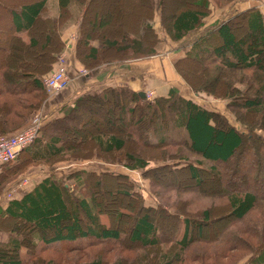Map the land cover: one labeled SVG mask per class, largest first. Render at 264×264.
Listing matches in <instances>:
<instances>
[{
    "label": "trees",
    "instance_id": "obj_1",
    "mask_svg": "<svg viewBox=\"0 0 264 264\" xmlns=\"http://www.w3.org/2000/svg\"><path fill=\"white\" fill-rule=\"evenodd\" d=\"M94 1L59 0L62 13L58 17H50V13L45 12L48 0H29L21 6L13 4V8L8 7L12 15V25L2 26L0 23V135H12L25 130L31 123L33 114L47 99L49 93L44 79L56 70L58 54L64 48L61 37L64 30L62 21L71 12L70 8L75 3L80 4V11L83 14L76 54L89 68L109 63L107 59L103 61L100 54L109 53L112 49L125 54L131 53L132 56H150L152 49L149 50L148 46H152L154 30L152 20L159 9L161 23L165 28L169 27L172 37L177 41H181L195 29L203 27L205 25L203 20L212 9L211 0H192L191 6L181 9L175 17H169L166 16L168 11L165 6L166 0H160L158 3L155 0H124L129 2L128 10H131L128 12L131 18L128 25L125 28L119 26L117 32L119 37L116 40L110 35L105 36L99 39L101 45L94 47L95 30L98 26H106L100 13L96 12L90 21L88 19ZM122 1L117 0L119 9ZM215 1L221 4L220 2L227 0ZM237 1L229 0L227 3L235 4ZM9 2L2 0L1 13H7L5 7ZM234 18L211 24L193 41L178 62L176 61V65L182 68L189 63L193 65V69L197 67L198 72L200 71L195 77L197 82L199 81L198 85L192 86L194 94L201 90L208 94L224 93V97L218 96L224 100L228 99L227 107L234 117L241 109L257 115L264 112V14L258 7H251L238 13ZM240 20L246 23L247 28L242 38L236 35L233 28ZM39 22L42 23L41 27H38ZM24 33L28 40L23 37ZM40 34L46 35V42L42 45ZM84 51L86 55L83 54ZM204 61L207 63L203 64ZM240 73H251L256 76L252 79L247 77L243 79ZM239 83L245 86L238 87ZM111 104L113 106H110ZM109 106L112 112L115 108L118 110L117 119L122 126L123 137L113 131L103 132L102 128H98L93 136H87L90 128L85 129L82 125L90 126L92 122L88 120L91 117L88 116L89 119L81 124V127L78 126L79 117L87 114L84 108L108 111ZM222 113L206 108L193 97L181 94L175 88H170L168 95L158 96L154 100L143 97L141 91L138 92L127 84L84 92L73 104L64 106L58 116L44 122L40 137L20 152L23 153L20 161L21 156L18 155L19 157L12 163L1 166L0 184L11 180L29 164L51 163L64 157L69 151L71 154L78 152L73 147H68L71 142L68 136L83 135L88 146L96 144L100 153L111 157L114 153L125 152V166L132 170L143 169L147 176L152 177L157 173L189 172L190 178L195 179L198 185L203 182L204 177L214 180L216 183L214 190L217 193L209 194L198 189L196 185L192 186V190L200 195L205 192L207 194L204 195L212 198H222L225 204L220 209L230 210L232 224L243 222L258 207L264 210V195L252 192L246 186L242 188L236 186L228 177L230 172H227V169L231 168L228 167L229 163L241 150L257 149L260 152L264 150V114L260 118L261 121L250 123L244 120L246 115L243 118L237 113L238 118L235 117V120L245 126V130H239L230 121V117ZM172 128L184 130L185 136L174 137L170 133ZM54 130L66 132L65 135L59 133L51 135V131ZM130 135L139 142L138 145L144 146H141V150L136 147L137 143L129 141ZM172 144L185 147L194 154H200L212 164V167L204 166L199 161H188L186 160L188 157L182 154L177 155L181 159L180 166L171 162L162 166H149L152 154L147 151ZM260 170L262 171V167ZM79 172L74 173L80 174ZM74 173L66 175V179L70 180L74 176L82 188L85 187V182L90 183L91 196L79 197L77 193L74 194L76 190H72L71 185L66 184L63 178H55V175L51 174L21 199L15 196L8 206L0 209V225L10 232L13 231L12 233L17 232L18 236L15 241L12 239L11 245L0 244V264H43L41 262L43 257L48 255L45 245L52 248L51 253L58 250H84L90 242L115 244L125 236L143 248H156L161 243L173 244V250L162 253L158 264L201 263L204 254L197 251L199 252L197 256L187 249L195 242H199L195 231H200L205 226L203 222L208 224L212 220L211 209L203 211V221L187 215L185 211L170 214L171 212L161 207L160 203L157 206L145 205V196L137 191L136 184L129 179L128 174L108 172L104 178L102 173L86 171V175L80 178L73 175ZM231 175L233 176V173ZM120 178L127 180V188H130L129 191L125 190L122 196L131 198L132 210L139 212L131 221L128 235L119 225H115L112 212L109 213V223L102 221L100 215L105 211L103 203L97 197L102 180L108 182L110 186ZM124 214L120 212L117 221ZM9 221H18L31 230L24 236L18 228L14 227L15 230L7 228ZM36 231L44 234L46 240L42 241L34 234ZM48 232H54V237H46ZM256 234L259 237L256 242H253L255 235L250 236L248 243H245L243 238L231 233L227 235L225 231L221 233L219 239L233 240L237 243L231 248L225 246L227 249L247 250L249 256L245 264H264V226L263 230H258ZM81 239L90 242L84 244L80 242ZM199 240L205 241L204 238ZM222 244L224 245V242ZM23 248L30 255V258L24 261L19 254Z\"/></svg>",
    "mask_w": 264,
    "mask_h": 264
},
{
    "label": "rangeland",
    "instance_id": "obj_2",
    "mask_svg": "<svg viewBox=\"0 0 264 264\" xmlns=\"http://www.w3.org/2000/svg\"><path fill=\"white\" fill-rule=\"evenodd\" d=\"M10 2L6 5L7 13L0 12V23L2 26H8L9 24L12 25L11 13L8 7H14V5L21 6L24 2L29 0H9ZM89 1V0H88ZM157 3L160 0H155ZM227 1L220 2L221 4H217L215 0H211L210 7L211 12L210 16L205 21V26L199 30L197 29L195 32H191L185 38L181 39V41H177L172 37V33L170 32L169 27L165 28L161 23L160 19V9L158 10L157 14L154 16L152 23H153V32H152V46H148L149 50L152 49V53L150 56H132L131 53H121L115 49L109 51V53L102 52L100 58L102 60H109L110 62H121L124 64V61L139 59L144 57H152L153 56V66L156 69L155 80L156 86L152 90L149 91V95L151 96V100L159 95L157 93V89L161 91L160 88L166 87L175 88L179 93L186 94L190 97H193L196 101L201 103L203 106L209 109L216 110L218 112H223L224 114L230 117V121L233 122L239 130H245V126L235 120L237 117V113L241 114L244 118L246 115L245 121L254 122V121H261L260 118L263 116V113H257V115L246 113L243 109L237 111L235 113V117L233 113L230 111L229 107H227L228 99L224 98L221 99L220 96L224 97V93H217L216 94H208V92H201L194 94L195 91L192 90V86L199 83L195 78L198 73V68L194 67L193 65L187 63L183 65L182 68L176 65V61L181 58V56L186 52V50L190 47L193 41L200 37L204 33L205 29H208L211 24L216 23L217 21H223L227 19H233L237 16L238 13L244 11L242 6H238L239 8L234 9L232 5H237V3L241 4V0H238L237 3H227ZM251 1H255L264 5V0H244V4L251 3ZM105 2V3H104ZM227 3V4H225ZM14 4V5H13ZM80 4L75 3L73 9H77L76 12H69V17L72 20H76L78 18L77 13L80 11ZM129 2L122 1L121 7L123 6V10L117 7L118 2L117 0H95L94 5L90 9L89 16L90 19L94 14L100 13L101 19L105 20V27H97L95 33L93 34L95 39L94 41H98V46L101 45L100 38H105V36H111L112 39L116 40L119 35L117 36V32L119 30V26L121 28H125L128 25V21L131 19L128 12H131L129 9ZM192 5V0H166V16L175 17L176 14L183 8H187L188 6ZM72 9V10H73ZM81 12V11H80ZM81 14V13H80ZM236 18H234L235 20ZM242 20V19H241ZM239 21L237 24L233 25L236 35L240 38L244 37L247 31L246 23L244 21ZM122 22V23H121ZM90 29L93 27L90 24ZM207 25V26H206ZM42 23L39 22L38 27H41ZM102 28V29H101ZM119 34V33H118ZM41 35V45L45 43V34ZM29 38L27 37V40ZM147 48V49H148ZM86 55V52L84 53ZM212 56H210L211 58ZM209 58V60H210ZM212 59V58H211ZM88 63V61H87ZM101 63V62H100ZM168 63V64H167ZM207 61H204L203 64H206ZM105 64V63H101ZM240 77L243 79H252L255 77V74L251 73H240ZM50 75V74H49ZM48 75V76H49ZM186 76V77H185ZM172 80V81H171ZM160 81H169L167 84H164ZM248 84V83H247ZM255 84V83H254ZM242 83H239L238 87H244ZM194 87V86H193ZM245 89V88H244ZM216 91V90H215ZM67 89L62 92L61 94H66ZM163 92V91H162ZM59 94V96H61ZM51 98L53 96L57 97V95L48 94ZM54 97V98H55ZM79 96H76V100ZM219 97V98H218ZM65 99V98H64ZM47 99H45L46 101ZM44 101V102H45ZM43 102V103H44ZM42 103V105H43ZM58 103L60 105H65L68 102H62L61 98L58 99ZM39 110L35 112L30 119H32L40 114L41 107ZM67 106V105H65ZM110 106H113L112 104ZM107 107L108 111L100 110V109H89L84 108L87 111V114L81 115L79 118V127L84 122L87 121L92 122L90 126L82 125L85 129L90 128L89 132L86 133L87 136H93L98 128H102L103 132H116L120 137L122 136V126L118 122L117 115H119L118 110L114 109V112L110 110L111 107ZM89 109V110H88ZM113 109V108H112ZM222 113V114H223ZM114 115V116H113ZM89 116V117H88ZM113 118V119H112ZM238 118V117H237ZM52 119V118H51ZM264 120V117H263ZM264 124V121H263ZM251 125V124H250ZM84 129V130H85ZM43 130V129H42ZM66 131H51V135L54 133H59V135H65ZM170 133L174 137L183 138L185 136V131L182 129H175L172 128ZM68 135V134H67ZM70 138V143L68 147H73L74 149L78 150V152L72 153L69 151L65 154L64 157L58 158L51 163H47L49 166L50 173L58 174L59 178H63L66 184H70L74 194L77 193L79 197H89L92 194V187L90 183L85 182V187H80L81 184L77 182V178L74 176L72 179L67 180V176H70V173L79 172L80 174L74 173L73 175H78L79 177L86 175L87 172H95L99 174L107 175L108 172H117L123 173L124 175H129V179H131L134 184H136L137 191H140L141 194L145 196V205H158L163 207L165 210L169 211L170 214H175L178 211H185V213L197 220L203 221V211L206 209H211L213 212L212 217L208 224L205 225L197 232L195 231V236L197 237V241L193 245H190L187 251L194 252V255L199 256V252L204 254L203 260L201 263H194V264H245L246 259L248 258V251L237 250V249H230L232 246L237 245L233 240L219 239L221 233L224 231L227 235L230 233L240 238H243L245 243H248L251 238L250 236L255 235L256 237L253 242L258 241L259 237L257 236L256 232L258 230L262 231L264 224V210L261 207H258L257 210L252 212L243 222L233 223V217L228 209H220L221 206L225 204V201L220 197H210L209 195L204 194H214L217 193L214 190L216 185L214 180L210 178H203V182L196 184L195 179L190 178L189 172H184V174L178 172L177 173H157L156 175L150 177L144 174V170H132L129 167L125 166V152H118L114 153L111 157L107 154L100 153L99 150L96 148V144H91L88 146L86 143L85 137L83 135H72L68 136ZM133 140V142L137 143L136 147L140 150L144 147L142 144L138 145L139 142L133 139V136H129V141ZM130 144V143H129ZM148 147H145L147 149ZM149 150V149H147ZM146 150V151H147ZM152 154V157L149 159V166L156 167L162 166L167 163H175L176 166H180L181 159L177 157L178 154H182V156H187L186 160L191 162H200L204 166L209 168L212 167V164L207 160L203 159L200 154H194L187 150L185 147L175 146L172 144L168 147H159L154 150L147 151ZM176 156V157H175ZM46 167L44 168H47ZM36 168L38 171L47 172L42 170L38 167V164H29L21 173H17L12 177L11 180L2 182L0 184V204L2 203V199L4 197H8L9 193L19 194L21 192H26L30 187L36 184L37 180L35 181L34 176L30 175L32 173L37 174L36 170H31L32 167ZM227 166V165H226ZM231 168L227 169L228 177L231 178L232 182H235L236 186L244 187L246 186L249 190L255 193H260L264 195V150L261 152L257 149H250L246 150L243 149L237 155V157L231 161L228 167ZM262 167V171L260 170ZM230 169V170H229ZM233 170V171H232ZM49 173V172H47ZM233 173V176L231 175ZM45 174V173H43ZM22 178V179H21ZM81 178V177H80ZM105 178V177H104ZM23 180H29L31 186L28 187L26 190L22 188L25 185L19 186L18 183H21ZM119 181H114L110 186L108 182L102 180V184L98 188L97 197L103 203V211H105L100 216L102 217V221L105 223H109L110 215L109 213L112 212L113 222H116L115 225H119L123 232L128 235L127 231L130 230L131 221L134 217H136L139 212L132 210L131 204L133 203L131 198H125L122 196L125 190L129 191L130 188H127L126 183L127 180L118 179ZM15 182V183H14ZM28 182V183H29ZM196 185L197 188L204 190L202 195L195 193L192 190V186ZM3 186V187H2ZM2 198V199H1ZM4 200V199H3ZM135 202V201H134ZM162 203V204H161ZM183 208L185 210H183ZM120 212H124L125 214L119 218L117 221L118 215ZM185 214V215H186ZM128 217H127V216ZM130 215V216H129ZM118 216V217H117ZM178 221V218H177ZM14 223V224H13ZM7 227V226H6ZM18 228L23 233V235L28 234L31 229L26 227L23 224H19L18 221L8 222V227L10 229ZM10 231V230H8ZM13 232V231H12ZM17 233V232H16ZM19 233V232H18ZM249 234V235H248ZM24 235V236H25ZM204 238L205 241L201 242L199 239ZM46 237H54V232H48ZM166 237V235H165ZM247 238V239H246ZM121 241L115 244H105L98 242L91 243L89 240H82L81 243H89L86 245L84 250L82 249H72L71 251L67 250H58V252H50L48 255L43 257V264L52 262L53 264H158L161 258L162 253L164 252H171L173 250V244L171 243H161L156 248H149V247H142L140 244L132 243L131 239L128 236L121 237ZM95 241V239L92 238ZM224 242V245L222 244ZM100 243V244H99ZM225 246L229 247V249L225 248ZM25 256V252H24ZM119 262V263H118Z\"/></svg>",
    "mask_w": 264,
    "mask_h": 264
},
{
    "label": "crops",
    "instance_id": "obj_3",
    "mask_svg": "<svg viewBox=\"0 0 264 264\" xmlns=\"http://www.w3.org/2000/svg\"><path fill=\"white\" fill-rule=\"evenodd\" d=\"M32 1H36V0H32ZM0 3H2V0H0ZM238 6H242L243 10L249 9L251 7H258L259 9H261V11L264 14V5H261V3H258L255 1H251V3H248L246 5L244 4V0H241V4L237 3V5H232V7L233 8L235 7L234 9L236 10L237 8H239ZM46 7L47 9L45 12H47V14L50 13V17L51 16L58 17L60 13H62L59 0H48ZM73 8H74V5H72V8H70L71 12L78 11L77 9H73ZM80 13H81L80 11L79 13H77L78 18L76 20H72V18H70L69 17L70 15L68 14L67 16L63 18V21H62L64 30L62 32L61 37H62V40L64 41V48L62 52L58 55L66 56V67L65 68L67 69L68 74L72 78V81H71V85L67 88L66 94L65 93L64 95L61 94L62 92L65 91L64 90V91L53 94V95H57V97L55 96L51 98L49 96L47 97V100L43 103L41 110H40V112H42V115L44 117V122L46 120H50L51 118H54L55 116H58L60 110L65 105L73 104L76 101V96H80L84 92L85 93L93 92L96 90H101L104 87H110V86L120 87V86H125V84H127L131 86L134 90L138 92L141 91L145 93L146 97L151 98V96L148 93L150 90H152L156 86V81H157L155 80L156 69H155V66H153V63H154L153 56L139 58L138 60L137 59L127 60V61H124V64H122L121 62H110V63L102 64L99 66H95V68H89L85 66L84 63L77 58V54H76L78 37H79L80 27H81L80 24H81L82 16H83V14H80ZM209 16L210 14L208 15V17ZM207 18L203 20L204 23ZM203 27H200L198 29L201 30ZM196 30L197 29H195V31ZM23 37L25 39L27 38L26 33L23 34ZM98 44H99L98 41L93 42L94 47H97ZM57 64L58 63H56L55 66H57ZM160 82L167 84L169 81L167 82L160 81ZM160 89L161 91L157 89V93H159V95H168V91L170 88L168 87V89H166V87H162ZM59 94H61V96H59ZM59 98H61L62 102H64L65 100V102H68V103H66L63 106L60 105V103H58ZM22 154L21 153L19 154V156H21L19 158V161L22 159ZM46 165L47 163L41 162L40 164H38V167L49 173L43 172L41 170L38 171L36 170L35 166L32 167L31 170L37 171L36 172L37 174H34V173L30 174L34 176L35 181L37 180L36 184L34 186L33 185L31 186L28 180L26 183L27 185H25V187L22 188L23 190H26L28 187L31 186L30 189H28L26 192L14 194L11 199L4 197L3 198L4 200H3L1 198L2 203L0 204V209H3L6 206H8V204L13 200L15 196H17L18 199H21L23 195L27 194L28 191H31L32 189L35 188L36 185L41 183L45 177L50 176L52 173H50V170L48 169L49 168L48 165H47V168H44L46 167ZM1 170L2 169L0 167V172ZM54 175H55V178L59 176L58 174H54ZM8 230L9 229H6L0 225V244L11 245L13 243V240L15 241V239H17L16 238L18 237L17 233H12ZM34 234L38 235L42 241L46 240L44 237V234L38 231L34 232ZM44 247H46L45 251L47 253H50V250L52 248H49L50 246H46V245ZM24 252H25V256H24ZM19 254L23 261L28 260L30 258V255H28L27 250L25 248L21 249Z\"/></svg>",
    "mask_w": 264,
    "mask_h": 264
},
{
    "label": "built area",
    "instance_id": "obj_4",
    "mask_svg": "<svg viewBox=\"0 0 264 264\" xmlns=\"http://www.w3.org/2000/svg\"><path fill=\"white\" fill-rule=\"evenodd\" d=\"M57 63L56 70L44 79L49 94L64 91L71 85L72 78L65 68L66 56H59ZM43 124L44 117L40 114L32 119L25 130L12 135H0V167L15 161L22 150L34 143L40 137ZM27 181L23 180L18 184L19 186L27 185ZM12 196V193H9L6 197L11 199Z\"/></svg>",
    "mask_w": 264,
    "mask_h": 264
},
{
    "label": "water",
    "instance_id": "obj_5",
    "mask_svg": "<svg viewBox=\"0 0 264 264\" xmlns=\"http://www.w3.org/2000/svg\"><path fill=\"white\" fill-rule=\"evenodd\" d=\"M141 95H143V97H146L145 93L141 92Z\"/></svg>",
    "mask_w": 264,
    "mask_h": 264
}]
</instances>
